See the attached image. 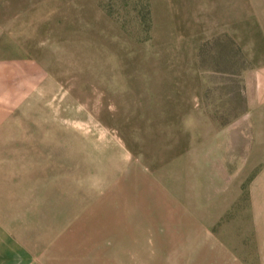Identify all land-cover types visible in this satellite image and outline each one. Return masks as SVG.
Here are the masks:
<instances>
[{
  "label": "rangeland",
  "instance_id": "rangeland-1",
  "mask_svg": "<svg viewBox=\"0 0 264 264\" xmlns=\"http://www.w3.org/2000/svg\"><path fill=\"white\" fill-rule=\"evenodd\" d=\"M187 2L0 0V264L253 263L229 213L200 234L148 189L224 199L214 160L166 130L202 105ZM214 235L225 251L199 259Z\"/></svg>",
  "mask_w": 264,
  "mask_h": 264
},
{
  "label": "crops",
  "instance_id": "crops-1",
  "mask_svg": "<svg viewBox=\"0 0 264 264\" xmlns=\"http://www.w3.org/2000/svg\"><path fill=\"white\" fill-rule=\"evenodd\" d=\"M187 4L183 26L190 43L197 45L202 105L180 104L176 114L182 122H171L166 130L183 133L187 146H200L203 156L214 160L211 179L223 181L225 187L217 185L216 193L223 192L224 199L216 212L197 210L189 188L187 197L176 195L166 179L154 182L149 177L148 189L160 196L157 203L174 205L177 218L188 219L187 227L203 231L200 234L229 213L231 227L245 229L248 260L264 264V0H188ZM209 241H198V258L203 261L210 245L224 250L221 238L214 235Z\"/></svg>",
  "mask_w": 264,
  "mask_h": 264
}]
</instances>
